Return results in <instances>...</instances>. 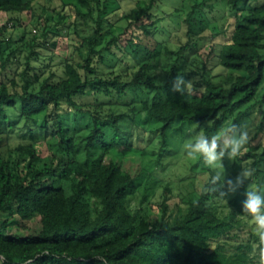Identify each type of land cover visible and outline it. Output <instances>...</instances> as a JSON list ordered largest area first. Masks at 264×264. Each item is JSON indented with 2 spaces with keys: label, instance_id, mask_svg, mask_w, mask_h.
I'll return each instance as SVG.
<instances>
[{
  "label": "trees",
  "instance_id": "trees-1",
  "mask_svg": "<svg viewBox=\"0 0 264 264\" xmlns=\"http://www.w3.org/2000/svg\"><path fill=\"white\" fill-rule=\"evenodd\" d=\"M33 1L0 0L2 74L6 70L16 73L15 66L20 64L19 46H14L11 36L7 35L9 23L1 21L2 13L30 10ZM51 1L69 6L70 12L75 13L78 28L75 32L80 37L77 48L84 53L86 46V54L83 60L73 56L65 58L59 78L53 79V74L42 81L39 89H30V84L40 76L34 72L35 79L31 78L32 59L39 58L35 43L23 71L27 78L23 89L18 88L14 77L11 78L13 88L6 78L0 80V135H11L16 128L35 133L32 125L36 124L37 117L53 108L58 117L51 135L67 147L74 145L78 138L90 155L99 153L100 158L84 164L64 157L58 170L38 161L40 151L34 142L18 144L13 150L15 154L0 151L1 264H258V253L254 250L256 234L247 242H238L230 248L224 242V237H231L233 225L216 212L212 200L220 197L208 184L197 199L189 201L182 216L163 214L153 219L149 214L133 211L129 196L144 170V161L141 155L126 156L130 143L118 137L119 122L130 114L104 112L109 110L108 104L119 97L135 100L139 97L138 90H155L152 99H143L138 113L141 119L149 116L161 123L153 133L161 137L164 144L168 142V128L178 119L199 124L215 120L211 131L217 130L231 116L240 125L242 114L252 115L249 113L253 106L243 111L241 108L257 98L264 80V0H225L235 14L233 22H227L222 31L224 38L219 35L218 58L230 73L222 83L211 75H203L198 80L202 87L200 94L192 90L184 94L173 91L176 74L183 73L176 65L169 69L164 84L159 83L153 73L148 59L155 57L158 46L145 42L150 38L148 25L138 23L144 17H152V9L160 0H148L126 11L123 17L127 26L123 27V32L113 34L101 47L106 35L104 29L109 26L104 16L107 0ZM213 3L202 0L199 5L214 7ZM194 13L195 9L191 10L184 20L188 41L180 49L201 47L205 42L191 22ZM86 17L94 19L91 29L81 26L80 20ZM54 32H48L51 39L48 43L55 44L57 34ZM124 33H130L125 45L121 43ZM5 45L7 48L3 49ZM105 51L122 59L125 57V70H101L97 64L101 61L96 56L99 53L104 60ZM173 53L180 56L182 51ZM235 69H245V72L230 71ZM84 95L87 96L80 97ZM92 95L94 100L89 98ZM75 108L90 114L93 120V126L79 135L73 134L67 125V117ZM22 121L24 123L20 124ZM257 123V131L249 137L242 151L245 156L261 146L264 118ZM43 125L48 129L46 133L49 132L47 120ZM108 128L113 129L111 141L107 138ZM113 150H117V155L104 163V153ZM24 156L28 157V163L20 168ZM263 156L264 150L255 160L257 168ZM57 172L70 179L71 186L56 183L53 174Z\"/></svg>",
  "mask_w": 264,
  "mask_h": 264
},
{
  "label": "rangeland",
  "instance_id": "rangeland-1",
  "mask_svg": "<svg viewBox=\"0 0 264 264\" xmlns=\"http://www.w3.org/2000/svg\"><path fill=\"white\" fill-rule=\"evenodd\" d=\"M147 1L107 0V11L104 16L109 20V26L104 29L106 41L104 40L100 47L113 34H121L123 32V27L127 26V21L123 17L126 11ZM210 1L214 2V7H202L199 5L202 0H160L152 9V17H144L139 21L138 24L148 25L147 30H149L150 34L148 39L150 40L145 39V42L147 41L150 45L157 44L158 46L155 57L152 56L148 60L152 63L153 73L159 83L164 84L167 81L166 76L169 69L176 65L177 70L183 72L179 75L185 77L189 89L196 94H200L202 87L198 84V80L203 75H211L216 81L222 83L230 73L227 71L229 69H226L219 62L218 50L221 39L219 35L224 38L222 31L225 29L227 22L228 24L233 22L235 11L230 10L229 6H226L225 0ZM98 8H96L95 15L98 14ZM194 9L195 13L191 22L205 42L201 47L189 46L180 49L188 41L187 23L184 20L188 13ZM229 16H231L230 19L228 18ZM157 18H162L163 21L157 22ZM1 21L9 23L7 35L11 36L14 46H19L20 64L17 67L15 66L16 73L6 70V73L2 74L0 65V80H2V77L6 78L5 80L10 88L14 87V83L11 80L14 77L18 88L23 89L27 79L23 75V71L27 68V56L33 50L35 43H37L36 50L39 52V58L37 59V56H34L32 59L33 70H31V78L35 79L33 78L34 72L39 73L40 76L30 84V89H39L42 81L53 74V79L59 78L62 75L65 58L73 56L76 60L84 59L86 46L83 47L84 53L77 48V45L80 44V37L75 32L78 29L75 13L70 12L69 6L64 7L57 1L34 0L30 10L14 14L3 12ZM80 21L83 23L81 26L89 29L94 24L92 17H86ZM109 30L111 31L109 32ZM53 31L57 34L54 37V40H56L55 44L48 43L51 40L50 34ZM129 35L130 33L121 35V43L123 45L127 44ZM5 47L6 45L3 46V49ZM174 50H180L182 53L177 56L173 53ZM104 54L106 55L104 60L101 59L99 53L96 56V59L101 61V63H97L101 70L114 69L118 71L125 70L127 67V59L125 57L122 59L117 55L107 54L106 51ZM230 71L241 74L245 72V69ZM140 91L143 92L140 93ZM155 92V90L151 92L140 89L138 90L139 97L135 100H130L125 96L119 97L113 103L108 104L109 110L104 112L105 114L110 112H126L130 114L119 122L118 137L130 143L131 149L126 150V156L136 158L141 155L144 161V170L137 181L134 191L129 196V206L133 211L149 214L153 219L161 218L163 214L184 215L189 206V201L200 196L211 177L212 171L204 166L199 156L189 157L182 149L183 143L191 139L189 129L196 123L181 119L176 120L168 128V142L164 144L161 137H157L153 133L161 123L154 122L149 116H147V119L140 118L138 110L142 108L144 100L152 99ZM86 96L80 97L84 98ZM94 97L92 95L89 98L94 100ZM256 97L255 100L241 108L243 111L251 104L253 106V113H249L252 115L244 116L245 113H243L240 124L247 131L249 137L257 131V120L260 121L262 117L264 118V80ZM55 111V109L50 108L37 117L36 124L32 125V129L35 131L33 133L34 136L30 129L23 128L14 129L11 135H0V151L7 152L9 150L13 152L20 143L30 144L34 142L40 151L38 161L53 165L58 170L61 169L60 163L64 160V157L80 160L84 164L93 163L95 159H99V153L90 155L85 148V144L80 142L76 136L74 145L67 147V145L61 144L57 137L51 135V129L55 126L58 117ZM256 116L258 117L257 119ZM67 119L70 131L76 135L93 126L90 114L80 108L72 109ZM234 119L231 116L222 123L232 121L237 124ZM44 120H47L48 127H50V131L47 133L45 130L48 129L43 125ZM23 123L24 121L20 124ZM197 124L200 128H204L198 130H206V127H208L207 122ZM106 133L108 141H111L113 129L108 128ZM259 141L261 146L251 154V151H246L250 154L249 156L246 155L247 157L245 156L246 153H242L237 161L229 160L227 157L223 158L222 162L225 167L226 178H234L243 166L251 168L253 171L249 181L251 187L264 185V156L260 166L258 168L255 166V160L260 158L264 150L263 132ZM13 153L15 154V151ZM117 153V150H113L111 153H104L102 161L109 163L111 157H115ZM27 163L28 157L24 156L21 158L20 168H23ZM53 178L58 184L67 187L71 186L70 179L63 175L60 176L58 172L55 175L53 174ZM246 190L247 184L237 193L230 195L227 201L221 198L212 200L218 215L227 219L233 225L231 237H224L225 241L223 240L228 248L238 242H247L250 236L255 234L251 220L241 213L242 201L245 199ZM216 244L215 242L213 246Z\"/></svg>",
  "mask_w": 264,
  "mask_h": 264
},
{
  "label": "clouds",
  "instance_id": "clouds-1",
  "mask_svg": "<svg viewBox=\"0 0 264 264\" xmlns=\"http://www.w3.org/2000/svg\"><path fill=\"white\" fill-rule=\"evenodd\" d=\"M173 91L184 94L190 91L183 75H176L172 82ZM208 129L200 128L196 123L189 129L191 139L183 143L182 149L187 156H199L205 167L212 170V175L207 184L218 196L227 201V198L237 193L247 184L245 199L242 201L241 213L248 217L253 224V231L258 237L255 252L258 253V264H264V185L251 187L249 181L253 175L251 168L241 167L234 178H226L223 158L237 161L249 136L243 126L232 121L222 123L215 130V120L207 121Z\"/></svg>",
  "mask_w": 264,
  "mask_h": 264
}]
</instances>
